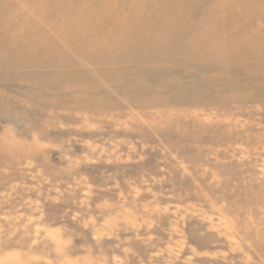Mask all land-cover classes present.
Wrapping results in <instances>:
<instances>
[{"label":"rangeland","instance_id":"obj_1","mask_svg":"<svg viewBox=\"0 0 264 264\" xmlns=\"http://www.w3.org/2000/svg\"><path fill=\"white\" fill-rule=\"evenodd\" d=\"M75 67L109 107L0 64V264H264V62Z\"/></svg>","mask_w":264,"mask_h":264},{"label":"bare ground","instance_id":"obj_2","mask_svg":"<svg viewBox=\"0 0 264 264\" xmlns=\"http://www.w3.org/2000/svg\"><path fill=\"white\" fill-rule=\"evenodd\" d=\"M238 62L243 73L259 72L264 62V0H0V64L37 70L38 82L63 87L71 105H110L105 92L80 94L99 84L77 78L79 64L109 84L142 64L229 73Z\"/></svg>","mask_w":264,"mask_h":264}]
</instances>
